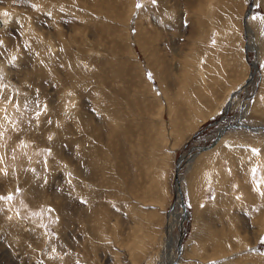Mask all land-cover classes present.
I'll return each mask as SVG.
<instances>
[{"label": "rangeland", "instance_id": "374dc122", "mask_svg": "<svg viewBox=\"0 0 264 264\" xmlns=\"http://www.w3.org/2000/svg\"><path fill=\"white\" fill-rule=\"evenodd\" d=\"M0 20V264H264V0H0ZM32 52L60 54L56 84Z\"/></svg>", "mask_w": 264, "mask_h": 264}, {"label": "bare ground", "instance_id": "6f19581e", "mask_svg": "<svg viewBox=\"0 0 264 264\" xmlns=\"http://www.w3.org/2000/svg\"><path fill=\"white\" fill-rule=\"evenodd\" d=\"M36 4H37V7H36V9H40V10H42V11H46V9L43 7V6H40V7H38V1H36ZM52 13V12H51ZM39 14H41V12H39V13H36V14H34V15H39ZM46 14L48 15V19H51V18H53V15H54V13H52V14H49V13H47L46 12ZM60 15V14H59ZM63 15H64V13H63ZM62 15V16H63ZM62 16H59L61 19H64V17H62ZM4 27V23H3V21H1L0 20V29L1 28H3ZM26 39H27V41L29 40V35H27V37H26ZM55 43H57V41L60 43V41H61V39L59 40V37H57V38H51ZM63 44V43H62ZM56 45V44H55ZM60 48V47H59ZM60 52L62 53L61 55L62 56H60L59 58H63L62 59V61H64L65 59H68V56L66 55L67 53H64L65 51H61L60 50ZM60 54L59 53H54V55L52 56V55H43V56H41V55H39V54H36V53H34V52H32V53H29L28 55H27V57L24 55V54H22L21 55V69H22V71L26 74V75H29L31 78H33V79H35V78H39L40 80H42L44 83H46V82H49V84H50V82H51V80H48V77H50L51 79H52V82H53V84H56L55 82L57 81L56 79H54V77H53V75H55V74H57V72L55 71V69L57 68L58 70H59V66H58V63H59V60H57L56 59V57L57 56H59ZM44 58L46 59V60H48V62H49V64L44 60ZM28 59V60H27ZM40 61V62H39ZM67 62V61H66ZM34 63H36L37 64V66L39 67V70L37 71L36 70V68L34 69V67H32L31 69L28 67L30 64H33V65H35ZM61 64V63H60ZM67 64V63H66ZM69 64V63H68ZM3 65V63L1 64L0 63V67ZM47 66H48V69L50 68V67H52V69H50V70H47L46 68H47ZM7 68V67H6ZM60 71V70H59ZM65 71V70H64ZM61 72V71H60ZM66 72V71H65ZM53 74V75H52ZM62 75H64V73L62 74ZM35 77V78H34ZM55 78H56V76H55ZM30 79V78H29ZM42 83V82H41ZM30 85V84H29ZM28 85V86H29ZM45 85V84H44ZM24 89V88H23ZM29 89V88H28ZM55 90V92H56V95L58 96V97H62V103H61V108L63 109V113L65 114L66 113V110H68L69 108H70V99L68 98V97H66V95H65V91H62L61 90V92H59V91H57V89L55 88L54 89ZM61 94V95H60ZM47 95V94H46ZM48 96V95H47ZM18 98V97H17ZM54 99V98H53ZM49 102H50V100H48ZM51 103V102H50ZM49 103V104H50ZM82 105V104H81ZM226 106H227V104H226ZM230 106V105H229ZM48 107V106H47ZM49 108V107H48ZM227 108V107H226ZM49 115V117L50 118H53V115H51V114H48ZM47 115V116H48ZM43 118V117H42ZM50 118L47 120V118L44 120V124H43V126H38V128H39V130H40V128H42L43 130L45 129V128H43L44 126H46V127H52V121L50 120ZM58 118V117H57ZM63 119V118H62ZM57 120V119H56ZM59 120V119H58ZM68 120V119H67ZM66 120V121H67ZM49 121H51V123H49ZM69 122V121H68ZM57 124H59L60 125V127H61V132H63L64 130H65V127H67L68 126V124L66 125V123L62 120V121H58V122H56ZM59 125H58V127H59ZM57 127V126H56ZM55 127V128H56ZM59 127V128H60ZM56 129H58V128H56ZM55 131V130H54ZM51 132V131H50ZM56 132V131H55ZM65 133V132H64ZM221 133V132H220ZM53 134V133H52ZM51 134V135H52ZM47 136H50V133L47 135ZM52 137V136H51ZM59 137V136H58ZM49 139V138H48ZM53 139V138H52ZM63 139V138H62ZM61 141V140H60ZM62 149V148H61ZM57 150V149H56ZM60 150V149H59ZM91 153V152H90ZM89 153V154H90ZM98 160V159H97ZM179 193H180V188H178L177 187V205H179L180 204V202H181V196H179ZM181 195V194H180Z\"/></svg>", "mask_w": 264, "mask_h": 264}, {"label": "snow or ice", "instance_id": "6c2138e0", "mask_svg": "<svg viewBox=\"0 0 264 264\" xmlns=\"http://www.w3.org/2000/svg\"><path fill=\"white\" fill-rule=\"evenodd\" d=\"M156 2H157V0H152V3H156ZM137 6L139 7L140 5H137ZM4 15L7 16L8 13L5 12ZM0 43H2V42H0ZM12 59H13V61H14V60L16 59V57L13 56ZM37 115H39V113H37ZM49 123H51V121H49ZM0 135H2V133H0ZM49 139H51V137H49ZM49 151H50V150H49ZM253 151L255 152L256 150L254 149ZM5 174H6V173H5ZM0 199H8V200H11V199H12V195L9 194L7 197L0 196Z\"/></svg>", "mask_w": 264, "mask_h": 264}]
</instances>
